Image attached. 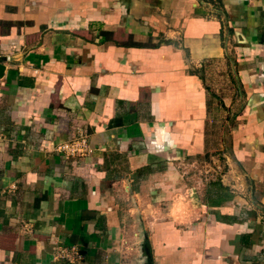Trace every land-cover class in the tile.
Wrapping results in <instances>:
<instances>
[{
  "label": "crops",
  "instance_id": "crops-1",
  "mask_svg": "<svg viewBox=\"0 0 264 264\" xmlns=\"http://www.w3.org/2000/svg\"><path fill=\"white\" fill-rule=\"evenodd\" d=\"M0 67V264H264V0H0Z\"/></svg>",
  "mask_w": 264,
  "mask_h": 264
},
{
  "label": "built area",
  "instance_id": "built-area-1",
  "mask_svg": "<svg viewBox=\"0 0 264 264\" xmlns=\"http://www.w3.org/2000/svg\"><path fill=\"white\" fill-rule=\"evenodd\" d=\"M5 142V135L0 131V148ZM55 151L65 157V159H73L77 157H85L92 153V149L88 143L87 135L82 134L81 137L72 139L55 148ZM59 260H67L70 264L77 263L82 260L83 255L76 249L70 252L61 251L58 254Z\"/></svg>",
  "mask_w": 264,
  "mask_h": 264
},
{
  "label": "rangeland",
  "instance_id": "rangeland-1",
  "mask_svg": "<svg viewBox=\"0 0 264 264\" xmlns=\"http://www.w3.org/2000/svg\"><path fill=\"white\" fill-rule=\"evenodd\" d=\"M215 158H216L215 161L220 160L219 161L220 163L223 161V157L222 156H216L215 155ZM208 161H211V160L208 159ZM217 164H219V163L217 162ZM222 170L224 171L225 168L223 167ZM218 171L219 170H217V168L212 170L211 164L206 165V163L201 165V166L195 164L194 166L189 167L187 170H185L187 175L190 176L192 184H195L197 182V180H198V183H199L200 180H202V178H204L206 175H208V173H211V174L214 173L215 175H218Z\"/></svg>",
  "mask_w": 264,
  "mask_h": 264
},
{
  "label": "water",
  "instance_id": "water-1",
  "mask_svg": "<svg viewBox=\"0 0 264 264\" xmlns=\"http://www.w3.org/2000/svg\"><path fill=\"white\" fill-rule=\"evenodd\" d=\"M2 67H0V76H1Z\"/></svg>",
  "mask_w": 264,
  "mask_h": 264
}]
</instances>
